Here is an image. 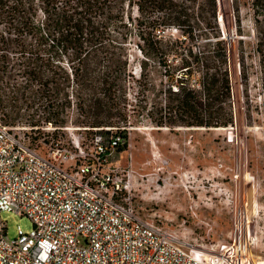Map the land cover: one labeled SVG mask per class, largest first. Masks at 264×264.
I'll return each mask as SVG.
<instances>
[{"label":"trees","instance_id":"trees-1","mask_svg":"<svg viewBox=\"0 0 264 264\" xmlns=\"http://www.w3.org/2000/svg\"><path fill=\"white\" fill-rule=\"evenodd\" d=\"M172 26L180 36L163 33ZM253 26L264 84V0L253 2ZM222 33L217 0H0L3 120L38 130L71 121L91 133L113 127L127 137V78L145 94L155 62L164 66L168 86L160 90L165 97L157 112L146 108L154 122L209 129L234 125ZM133 38L142 55L135 72ZM241 69L248 78L245 64ZM75 111L77 118H69Z\"/></svg>","mask_w":264,"mask_h":264},{"label":"rangeland","instance_id":"rangeland-1","mask_svg":"<svg viewBox=\"0 0 264 264\" xmlns=\"http://www.w3.org/2000/svg\"><path fill=\"white\" fill-rule=\"evenodd\" d=\"M217 2L218 21L228 48L235 124L219 129L158 125L146 112L149 108L157 112L165 97L160 90L168 83L164 66L151 62V86L145 94L138 93V84L127 78L131 123L126 131L131 145L119 149L112 160L124 173L135 175L132 186L140 211L158 210L182 238L213 243L218 248L230 244L237 264H254L253 257L264 261V84L254 50V0ZM131 27L134 31L135 24ZM163 33L181 35L174 26ZM136 40L129 45L133 72L142 58ZM241 40L245 54L240 50ZM178 58L173 59L175 63ZM243 64L248 78L242 73ZM77 116L75 111L69 118ZM87 129L69 121L64 127H45L37 132L71 144L73 134L87 142L93 134ZM111 132L116 129L105 130V134ZM1 217L10 238L17 235L18 225L25 231L33 228L31 219L18 212L5 210Z\"/></svg>","mask_w":264,"mask_h":264},{"label":"built area","instance_id":"built-area-1","mask_svg":"<svg viewBox=\"0 0 264 264\" xmlns=\"http://www.w3.org/2000/svg\"><path fill=\"white\" fill-rule=\"evenodd\" d=\"M2 116L0 264H237L230 244L186 240L158 210L137 208L135 175L112 160L131 145L124 133L73 134L70 144ZM5 210L33 228L10 238Z\"/></svg>","mask_w":264,"mask_h":264},{"label":"bare ground","instance_id":"bare-ground-1","mask_svg":"<svg viewBox=\"0 0 264 264\" xmlns=\"http://www.w3.org/2000/svg\"><path fill=\"white\" fill-rule=\"evenodd\" d=\"M222 4V3H221ZM216 129H219V128H226V127H214ZM264 262H261L260 264H263Z\"/></svg>","mask_w":264,"mask_h":264}]
</instances>
